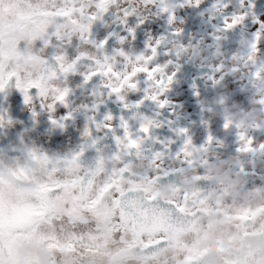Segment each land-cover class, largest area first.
<instances>
[{"label":"clouds","instance_id":"1","mask_svg":"<svg viewBox=\"0 0 264 264\" xmlns=\"http://www.w3.org/2000/svg\"><path fill=\"white\" fill-rule=\"evenodd\" d=\"M0 264H264V0H0Z\"/></svg>","mask_w":264,"mask_h":264}]
</instances>
